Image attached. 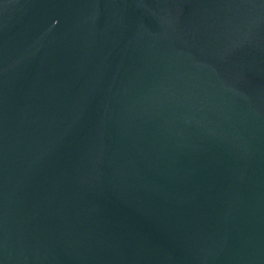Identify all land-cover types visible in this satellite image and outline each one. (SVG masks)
I'll list each match as a JSON object with an SVG mask.
<instances>
[{
  "label": "water",
  "instance_id": "1",
  "mask_svg": "<svg viewBox=\"0 0 264 264\" xmlns=\"http://www.w3.org/2000/svg\"><path fill=\"white\" fill-rule=\"evenodd\" d=\"M0 264H264V0H0Z\"/></svg>",
  "mask_w": 264,
  "mask_h": 264
}]
</instances>
